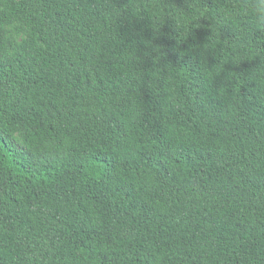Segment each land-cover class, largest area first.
<instances>
[{
	"label": "trees",
	"instance_id": "1",
	"mask_svg": "<svg viewBox=\"0 0 264 264\" xmlns=\"http://www.w3.org/2000/svg\"><path fill=\"white\" fill-rule=\"evenodd\" d=\"M0 264H264V0H0Z\"/></svg>",
	"mask_w": 264,
	"mask_h": 264
}]
</instances>
